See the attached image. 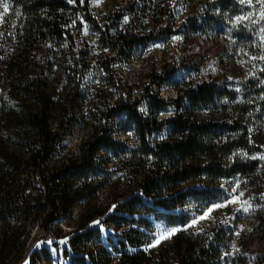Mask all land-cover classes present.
Segmentation results:
<instances>
[{
  "label": "trees",
  "instance_id": "1",
  "mask_svg": "<svg viewBox=\"0 0 264 264\" xmlns=\"http://www.w3.org/2000/svg\"><path fill=\"white\" fill-rule=\"evenodd\" d=\"M93 1L7 0L0 223L10 231L0 260L24 232L19 218L44 229L77 209L63 249L69 264H264V43L255 40L264 21H234L260 5L104 0L93 8ZM221 24L224 44L211 37ZM155 41L162 58L134 95L137 84L124 81L119 66L147 57ZM164 88L173 95L163 98ZM74 127L81 132L67 149ZM29 173L38 176L31 197L22 194L31 184H21ZM237 185L244 195L227 203ZM244 200L247 213L237 211ZM99 224L120 231L116 242L109 235L107 247L100 242ZM165 230L171 234L149 247Z\"/></svg>",
  "mask_w": 264,
  "mask_h": 264
},
{
  "label": "rangeland",
  "instance_id": "2",
  "mask_svg": "<svg viewBox=\"0 0 264 264\" xmlns=\"http://www.w3.org/2000/svg\"><path fill=\"white\" fill-rule=\"evenodd\" d=\"M104 4V0H96V3H94V1L91 3L92 7L97 8L101 5ZM257 0H252V5L256 6ZM250 7V6H249ZM254 7H250L251 11L253 10ZM241 17V16H239ZM236 22L237 18H235ZM245 21V20H243ZM240 21V22H243ZM239 22V23H240ZM258 24V22H257ZM264 28V23H261L259 25V28L257 30V33L255 35V40L258 43H264V32L261 31V29ZM220 32H224L225 34H227V29L226 26L221 24L219 27H217L215 30L212 31V38L214 40H217V42H219V44H224L226 39L229 40L230 38L225 37L223 35H219ZM210 41V39H208V42ZM233 42V41H231ZM172 43L175 44L176 43V39L174 37V39L172 40ZM233 43H230L229 46L227 47V56L228 57H232L234 56L235 53V49L233 46H231ZM163 43L160 41H155L152 42L151 44L147 45L146 47V51H147V57H143L141 55H139L138 57H136L132 63L130 64H124L119 66L118 72L120 74V76L122 77V79L124 81H131L133 83H136V87H134L133 93L134 95L137 94L138 91V87L144 83L147 82L148 78H147V74L150 71V68L152 65L158 66L157 64L159 63V61L161 60V56H162V50H163ZM218 48V46H217ZM163 98H168L171 97L173 95V91L170 88H164L163 90L160 91L159 93ZM117 94L114 93L112 94V100H115ZM80 129L79 127H74L72 130L71 135H69L68 137H66V139L63 141V144L65 146V148L67 149H72L75 147L76 142L79 138L80 135ZM61 155V154H60ZM59 152L55 153L52 155V157L50 158V163L55 162L56 160H58V158L60 157ZM28 181V183L31 184V188H24L22 190V194L27 195V196H35L36 194L39 193V189H38V176L37 174L34 173H29L26 176H24L23 178H21V184L22 183H26ZM24 183V184H25ZM103 196V195H102ZM74 209L72 214H71V218L69 219V222H67L66 225H63V227H61L60 225H57V227L54 228L52 227L50 229V231L54 232V239L51 242V244H45L47 250L45 252V254H43L42 256L45 259L46 264H69L70 263V259L69 257H66L63 249L65 248H69V243L68 240L70 239V237L73 235V231L76 228L77 225H75V223L77 222L76 219V212ZM99 236H100V242L107 247V235L111 236L113 238V241L116 242L115 237H113L114 234H116L117 236L120 234V231L114 232L113 230H111V228L106 227L105 225L99 224ZM48 228V227H47ZM47 228H44L45 230ZM239 229H245L246 228V221L242 220V222H240V224L238 225ZM29 237H32L34 235H38L39 233H41V231L43 230V228L41 227V223H35V221L33 220V222L31 221L29 223ZM168 236V235H167ZM159 238V241L162 238H165L164 234H156L155 235V241ZM154 241V242H155ZM94 241H92V244L88 245V248L90 249L91 246H94ZM157 243H155L156 246ZM154 247V246H153ZM230 248H232V250L235 249L234 244L232 246H230ZM109 250V248H108ZM55 261V262H54ZM87 264H89L87 262Z\"/></svg>",
  "mask_w": 264,
  "mask_h": 264
},
{
  "label": "built area",
  "instance_id": "3",
  "mask_svg": "<svg viewBox=\"0 0 264 264\" xmlns=\"http://www.w3.org/2000/svg\"><path fill=\"white\" fill-rule=\"evenodd\" d=\"M76 211L77 210H75V212ZM6 221L7 224L12 227L16 222V217H9ZM67 222H69L68 217L59 218L58 220L48 225V228L46 230L43 229L38 235L29 237L28 229L30 221L19 218L18 224L23 225L24 232L19 239L17 247L12 250L7 258H5L3 261L0 260V264H46L44 257L38 254L43 253V251L47 250L45 244H51L54 239V232L50 231V229L53 227L55 230L57 225L63 227V225H66ZM8 227L0 223V249L2 246L1 240L3 234L10 231Z\"/></svg>",
  "mask_w": 264,
  "mask_h": 264
},
{
  "label": "snow or ice",
  "instance_id": "4",
  "mask_svg": "<svg viewBox=\"0 0 264 264\" xmlns=\"http://www.w3.org/2000/svg\"><path fill=\"white\" fill-rule=\"evenodd\" d=\"M241 3H247L250 7H254L252 5V0H241ZM257 3L260 5V9L258 14L254 11V12H250L247 16H241V17H237V21H243V20H250L252 23H257L258 21H264V0H257ZM9 8H10V4L7 2V0H0V9H2V11H0V22L4 21L5 16L9 13ZM256 15L257 19H253V16ZM262 32H264V28L261 29ZM175 39H180V37H175ZM261 60H264V55H261L259 57ZM252 159H257V157H251ZM260 160H264V155H260L258 157ZM239 189V185H237L235 188L232 189V194H230L231 198L227 201V203H231V204H236L238 202H240V197H242L244 195L243 192H239L237 194V190ZM264 198V197H262ZM226 206V204H217L214 207L219 208V207H223ZM252 208V204L250 201L248 200H244L241 203V207L240 209H237V211L241 210L245 213L249 212L250 209ZM213 209L209 208L208 212H211ZM208 213H205L204 216H201L200 219H204L207 216ZM196 221L194 220L193 223H195ZM176 229H172L171 232H175ZM171 233H168L167 230H165V238H167V235H170ZM238 234V233H237ZM159 240L155 241L152 245H149V247H153L155 246V243H158Z\"/></svg>",
  "mask_w": 264,
  "mask_h": 264
},
{
  "label": "bare ground",
  "instance_id": "5",
  "mask_svg": "<svg viewBox=\"0 0 264 264\" xmlns=\"http://www.w3.org/2000/svg\"><path fill=\"white\" fill-rule=\"evenodd\" d=\"M157 240H159V238H158ZM157 240H156V241H157Z\"/></svg>",
  "mask_w": 264,
  "mask_h": 264
}]
</instances>
